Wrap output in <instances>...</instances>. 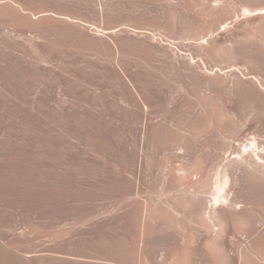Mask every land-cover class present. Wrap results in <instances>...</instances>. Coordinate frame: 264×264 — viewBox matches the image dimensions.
I'll use <instances>...</instances> for the list:
<instances>
[{"label":"bare ground","instance_id":"6f19581e","mask_svg":"<svg viewBox=\"0 0 264 264\" xmlns=\"http://www.w3.org/2000/svg\"><path fill=\"white\" fill-rule=\"evenodd\" d=\"M52 1L0 0V31L78 22ZM93 2L98 22L84 27L103 42L116 115L132 124L117 201L100 213L130 217L110 263L264 264V0ZM9 229L0 264H32Z\"/></svg>","mask_w":264,"mask_h":264},{"label":"rangeland","instance_id":"374dc122","mask_svg":"<svg viewBox=\"0 0 264 264\" xmlns=\"http://www.w3.org/2000/svg\"><path fill=\"white\" fill-rule=\"evenodd\" d=\"M48 10L78 22L0 31V230L18 229L32 264H112L130 217L101 214L117 201L132 124L116 115L103 42L84 27L98 22L93 0Z\"/></svg>","mask_w":264,"mask_h":264}]
</instances>
